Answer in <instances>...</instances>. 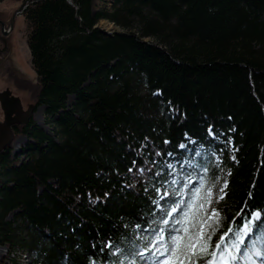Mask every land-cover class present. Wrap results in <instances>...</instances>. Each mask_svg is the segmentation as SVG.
<instances>
[{"label":"trees","instance_id":"1","mask_svg":"<svg viewBox=\"0 0 264 264\" xmlns=\"http://www.w3.org/2000/svg\"><path fill=\"white\" fill-rule=\"evenodd\" d=\"M21 13L35 81L16 86L59 140L30 122L20 164L10 146L0 153V264L130 262L139 233L163 220L156 167L191 141L218 147L208 130L225 144L228 184L213 243L264 219V0H114L111 13L27 0ZM100 20L129 32L106 36Z\"/></svg>","mask_w":264,"mask_h":264},{"label":"rangeland","instance_id":"2","mask_svg":"<svg viewBox=\"0 0 264 264\" xmlns=\"http://www.w3.org/2000/svg\"><path fill=\"white\" fill-rule=\"evenodd\" d=\"M27 2V0H25ZM24 0H3L0 2V12H6L9 14H14L15 26H14V34H13V48H14V57L16 61L19 63V67L24 73L25 79L29 81H35V73L31 66V58L30 53L27 47V34L28 29L24 22V18L22 13L16 16L17 10L21 7ZM114 6V0H91V9L92 12L103 11L106 13H111ZM135 21V20H134ZM132 32L137 33L139 25L137 20L133 23ZM98 28L103 34L104 32H108L111 35L115 33H127L126 29H122L117 27L113 23L100 20L95 26ZM110 35V36H111ZM144 42L155 43V40L152 38H144ZM16 84V83H15ZM136 86L137 90H139L140 94L138 96L145 95L144 88L142 84L136 82L133 84ZM2 89V85L0 83V90ZM18 92H14L21 101L23 106H33V112L31 116V122L34 126L38 127L42 130L48 137L52 138L55 142H58L59 137L56 136L55 125L50 122V117L46 114L45 106H36L35 99L33 95L30 93L33 90L30 88H26L24 90L17 89ZM75 100V96H69L66 101V105L68 108L72 107L73 101ZM42 110L41 121H37V114ZM1 110H0V119H1ZM208 136L212 139H215L218 147L208 146L204 147L201 145H194L193 142H189L188 146L181 145L180 149L183 150L182 157L175 158L170 156L164 162L163 167L157 166L156 169L160 171L159 175L164 174L166 182H162L161 186L157 189V209L159 212L163 213V220L170 219V223L174 222V220L180 216V212L174 214L172 217L167 216V212L170 211L171 207L174 206V202H178L180 199H184L187 201L191 198L193 190L200 186L201 183H205L207 187H211L213 191L212 195V203L208 208V214H211L213 209L218 210V204L221 201L220 196H224V192H221L220 189L226 183L227 171L219 168L220 164H222V157L225 147V144L220 141L218 137L214 134L207 131ZM18 136V135H17ZM24 137V138H23ZM14 137L13 143L10 145V155L17 158L18 165L23 160V152L27 149L28 145L31 143L25 136ZM23 140V142H18L15 144L17 140ZM228 150H232V145L229 143ZM6 149V148H5ZM199 153V155H197ZM168 164H171L173 167L169 168ZM178 181L177 183H173L172 181ZM165 192H167V196L165 197ZM161 197H164L163 199ZM199 203V202H198ZM15 213H11L7 216L5 221H15L16 217ZM255 214H252L250 220H252V231L250 233L244 231V226L239 231L240 238H236L233 241V245H236L239 248V252L236 251V248H232L231 251L233 255L238 257L237 261L234 264H264V219L255 220ZM163 220L160 221L158 227L155 229H166L168 226L163 224ZM221 220V216H220ZM19 223V222H18ZM215 226V225H214ZM152 229L153 227L145 228L139 234L140 237L143 238V241H139V246L135 249V253L132 254V260L127 262V260L120 261V264H132V261H136L137 264H142L144 258L138 255L140 251L144 250V247L147 239L152 238ZM138 237V235H136ZM137 239H141V238ZM25 238V237H24ZM26 239V238H25ZM150 247V245H149ZM259 252L261 255H256ZM7 254V250L4 248H0V258H4ZM151 255V253H149ZM250 257V259H249ZM32 258L29 253H25L21 258V264H30Z\"/></svg>","mask_w":264,"mask_h":264},{"label":"snow or ice","instance_id":"3","mask_svg":"<svg viewBox=\"0 0 264 264\" xmlns=\"http://www.w3.org/2000/svg\"><path fill=\"white\" fill-rule=\"evenodd\" d=\"M168 167L173 166L168 164ZM129 171L131 172L132 169ZM139 172L144 173L145 169L140 168ZM227 188L228 184L225 183L220 191L224 192ZM164 195L166 197L167 192ZM212 195V188L201 183L193 190L190 199L174 202L167 216L172 217L178 212L180 216L172 223L170 219H164L163 224L168 226L166 229H152V238L146 240L144 250L138 253L144 258L142 264H234L238 257L233 255L231 248H236L237 252L239 248L228 244L227 233L232 230L227 229L213 243V236L216 235L220 225V212L213 209L211 214H208L207 206L212 203ZM220 199L223 200L224 196H220ZM254 218L259 221L261 213L257 212ZM251 226L252 220H249L248 224L244 225V231L250 233ZM256 255L259 256L261 253L257 252ZM132 264L137 262L132 261Z\"/></svg>","mask_w":264,"mask_h":264},{"label":"flooded vegetation","instance_id":"4","mask_svg":"<svg viewBox=\"0 0 264 264\" xmlns=\"http://www.w3.org/2000/svg\"><path fill=\"white\" fill-rule=\"evenodd\" d=\"M15 19L16 17L13 13L9 14L4 11L0 12V83L2 85V89L0 90V99L2 98L7 101L13 98L19 99L18 105L14 107L16 112L12 115L14 119L16 115L28 112L29 109V106H23L21 99L14 93L18 92V88L15 84L17 80H25V75L19 67V63L14 57L13 34ZM0 110L2 114L0 119L1 122L4 120V113L1 109V102ZM31 116L25 123H17L12 126L14 137L25 136L22 134H18V132L24 131L27 125L31 122ZM18 118L19 117H17V119ZM18 120L22 121L23 118L20 117V119Z\"/></svg>","mask_w":264,"mask_h":264},{"label":"water","instance_id":"5","mask_svg":"<svg viewBox=\"0 0 264 264\" xmlns=\"http://www.w3.org/2000/svg\"><path fill=\"white\" fill-rule=\"evenodd\" d=\"M26 1L22 3L21 7L17 10L16 16L21 14V11L23 10V7L25 5ZM5 34V32H4ZM106 36H110L111 34L108 32H104ZM1 102V109L4 113V120L0 122V153L4 152L5 148L11 143H13L14 135L12 131V126L17 123H25L27 119L31 116L33 112V106H30L28 109V112L25 113H20L16 115L15 119L12 117V115L15 112V106L18 105L19 99L18 98H13L9 101L5 99H0ZM18 119L23 118L22 121ZM23 137V136H21ZM24 138V137H23Z\"/></svg>","mask_w":264,"mask_h":264},{"label":"bare ground","instance_id":"6","mask_svg":"<svg viewBox=\"0 0 264 264\" xmlns=\"http://www.w3.org/2000/svg\"><path fill=\"white\" fill-rule=\"evenodd\" d=\"M41 117H42V110H41V112H39V114H37V116H36V118H37V121H41ZM23 142V140H21V139H19V140H17L16 142H15V144H17L18 142Z\"/></svg>","mask_w":264,"mask_h":264}]
</instances>
